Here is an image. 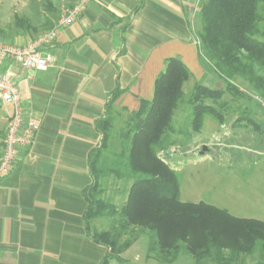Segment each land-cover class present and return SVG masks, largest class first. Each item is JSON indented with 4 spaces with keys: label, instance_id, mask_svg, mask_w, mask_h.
Masks as SVG:
<instances>
[{
    "label": "crops",
    "instance_id": "1",
    "mask_svg": "<svg viewBox=\"0 0 264 264\" xmlns=\"http://www.w3.org/2000/svg\"><path fill=\"white\" fill-rule=\"evenodd\" d=\"M77 1L52 0L49 13H37V37L57 33L46 49L53 59L47 71L11 60L0 69L19 85L25 120L41 123L0 181V264H101L109 250L92 241L85 221L90 160L103 138L98 122L151 102L170 58L199 82L205 77L198 32L206 0H91L71 25L59 27ZM10 110L0 104V158Z\"/></svg>",
    "mask_w": 264,
    "mask_h": 264
},
{
    "label": "trees",
    "instance_id": "2",
    "mask_svg": "<svg viewBox=\"0 0 264 264\" xmlns=\"http://www.w3.org/2000/svg\"><path fill=\"white\" fill-rule=\"evenodd\" d=\"M200 19L201 61L213 66L229 91H238L230 80L241 78L264 98V0H206ZM191 77L180 59L166 61L164 72L155 82L153 100L142 102L123 137L129 147L123 144V150L111 154V160H105L103 153L113 128L112 118L107 116L98 122L102 146L90 160L93 185L86 194L89 206L85 221L92 241L109 250L101 264L125 263L122 255L134 241L121 245V235L138 230L150 237L149 254L154 253L161 264H175L181 255L192 256L195 264H264V222L237 218L205 202L182 201L179 172L159 156L167 149L169 134L174 131V113ZM119 94V90L113 94L112 102ZM223 94L222 90L195 84L190 99L195 133L202 131L207 116L224 123L222 113L205 103L206 99H221ZM111 175L131 182L119 213L122 231L115 227L93 230L92 221L103 217L106 208L111 209L110 214L118 213L100 198L101 180ZM256 254L258 260L248 263L247 258Z\"/></svg>",
    "mask_w": 264,
    "mask_h": 264
},
{
    "label": "rangeland",
    "instance_id": "3",
    "mask_svg": "<svg viewBox=\"0 0 264 264\" xmlns=\"http://www.w3.org/2000/svg\"><path fill=\"white\" fill-rule=\"evenodd\" d=\"M50 2L52 0H0V43L25 47L29 41L32 43L46 34L37 37V13H49L54 6ZM18 38L26 40L24 46L14 42ZM203 67V81L199 82L195 74L183 87L185 96L174 113V131L169 134L167 149L159 152V156L179 172L182 201L205 202L237 218L264 222V98L241 78L230 80L241 93L229 91L227 83L211 64L203 63ZM198 82L224 92L221 99L205 100L222 113L224 123L207 116L202 131L195 133L191 128L193 105L190 99ZM108 117L112 118L113 128L104 145L105 160H111L113 153H120L123 144L129 147V141L123 137L133 124V115L117 116L109 112ZM204 146L208 150L202 155ZM130 185V181L117 180L112 175L101 180V200L113 205L118 213L110 214L111 209L106 208L103 217L92 221L93 230L108 231L115 227L122 231L123 219L119 213L126 203ZM129 240L134 244L122 255L125 261L122 264H161L154 253L149 254L150 237L146 233L127 231L121 235L120 244ZM257 260L258 254L247 258L248 263ZM175 264H195V259L181 255Z\"/></svg>",
    "mask_w": 264,
    "mask_h": 264
},
{
    "label": "built area",
    "instance_id": "4",
    "mask_svg": "<svg viewBox=\"0 0 264 264\" xmlns=\"http://www.w3.org/2000/svg\"><path fill=\"white\" fill-rule=\"evenodd\" d=\"M91 0H79L73 7L63 11L59 27L71 25ZM56 30H50L25 47L0 43V69L4 62L11 60L23 70L47 71L53 63L46 49L55 41ZM0 104L11 108L8 119L4 150L0 158V181L14 168L19 150L29 148L40 129L37 119L25 120L22 95L18 83L6 74L0 73Z\"/></svg>",
    "mask_w": 264,
    "mask_h": 264
},
{
    "label": "water",
    "instance_id": "5",
    "mask_svg": "<svg viewBox=\"0 0 264 264\" xmlns=\"http://www.w3.org/2000/svg\"><path fill=\"white\" fill-rule=\"evenodd\" d=\"M207 150H208L207 146H204L203 149H202L201 154L203 155Z\"/></svg>",
    "mask_w": 264,
    "mask_h": 264
}]
</instances>
